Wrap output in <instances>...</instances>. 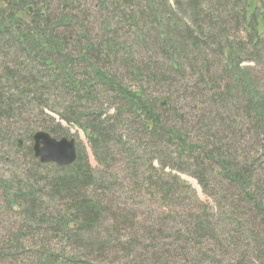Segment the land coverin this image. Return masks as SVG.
<instances>
[{
  "label": "trees",
  "instance_id": "obj_1",
  "mask_svg": "<svg viewBox=\"0 0 264 264\" xmlns=\"http://www.w3.org/2000/svg\"><path fill=\"white\" fill-rule=\"evenodd\" d=\"M41 1L0 0V116L11 123L16 111L7 87L21 85L19 94L34 103L39 119L46 117L42 130L56 139L69 138L45 115L47 107L79 125L98 156L113 152L122 159L114 167L104 162L99 171L78 145L74 164H41L32 139L39 129L24 125L21 137L30 143L24 147L30 164L21 177L15 172L1 183L9 216L20 222L0 236V264H198L187 251L202 247L204 238L214 240L207 243L214 249L207 264L227 261L219 248L264 260V74L246 65H260L264 73V0H107L102 2L106 39L97 44L89 39L88 21L77 27L71 13L55 15L47 0ZM61 1L68 6L69 0ZM109 19L116 21L115 29ZM119 24L134 31L147 55L136 57L135 43L119 42ZM74 36L77 53L67 49ZM13 55L28 64L17 66ZM144 78L149 86L171 81L170 94L194 90L192 100L185 96L189 108L200 102L202 107L186 112L180 101L152 94ZM10 141L24 153L17 139ZM183 165L206 188L205 176L216 172L227 195L217 214L190 215L183 225L185 240L179 238L182 244L175 248L147 236L141 229L150 228L124 214L134 203L130 199L116 205L110 193L122 180L108 170L126 174L132 194L151 191L170 200L181 185L166 170L185 172ZM40 169L53 170L43 182L36 179ZM142 231L149 243L140 240ZM113 254L117 257L111 261ZM238 258L232 262L244 264Z\"/></svg>",
  "mask_w": 264,
  "mask_h": 264
},
{
  "label": "rangeland",
  "instance_id": "obj_2",
  "mask_svg": "<svg viewBox=\"0 0 264 264\" xmlns=\"http://www.w3.org/2000/svg\"><path fill=\"white\" fill-rule=\"evenodd\" d=\"M36 3H41V0H32ZM73 1V2H71ZM107 2V0H69L68 6L65 8L62 7V1L61 0H47V3L49 5V10L53 12L55 15L59 13H66L68 15L74 16L75 18V25L78 27L83 22L87 21L90 23L88 26L89 28V39L94 41L95 44L98 42H101L102 40L106 39V35L104 34V26L106 25V20L108 19V16L106 17V12L102 8V2ZM57 12V13H56ZM87 18V19H84ZM110 26L115 29L117 27L116 21L109 19ZM126 26V24H124ZM120 30V38L119 42H127L129 43L130 47L133 43H135L134 48V55L136 57H140L145 54L147 51L143 50L142 46H137L136 42V35L133 30H131L129 27H124L122 24H119ZM81 30L78 34L79 37H81L80 41L81 43L85 42V38L83 34L81 35ZM130 37V40H128ZM87 38V37H86ZM77 38L72 37L71 44L67 46V49L70 52H76L77 49L74 47L76 44ZM141 48V49H140ZM122 50V49H121ZM77 53V52H76ZM14 54V53H13ZM121 54L127 55L124 52H121ZM121 54H119L121 56ZM152 56V55H151ZM248 56V55H246ZM156 61L163 62L164 58L162 56H156ZM13 60L17 64V66L28 64V61L25 59V57L14 56ZM110 61V60H109ZM0 65H4V59H0ZM112 62V61H110ZM6 64V63H5ZM107 65V64H106ZM250 68L254 70V72L259 71V76L262 77L264 73H261L263 71L262 66H257L254 63L246 64ZM1 66V67H2ZM12 67L13 64L11 65ZM18 68V67H17ZM115 70L117 66H111V69ZM112 71V70H111ZM116 71V70H115ZM124 74V71L122 72ZM3 73H0V76ZM188 74L194 75V72L192 70H188ZM175 75H170V80L173 81ZM144 83H147V79L144 78ZM127 82V81H126ZM168 83L171 81L167 80ZM167 82L164 80L163 83L159 82L158 86H149L150 91L152 94H155L156 96L163 95L165 98L172 97L174 101L178 100L180 101V108H184L186 112H189L190 110H193V108H200L202 107V102L199 104H194L193 107L189 108L190 101H187L185 96H188L191 100V96L193 95V91L191 89H181L177 91L176 89H173V94H170L171 89L170 86L167 84ZM31 84L35 85L34 82ZM128 84V83H127ZM20 88H15L14 86L7 87V90L9 91L8 94L12 95L11 98V104L15 103V106H12L15 113L12 112L13 117L11 118V123L8 125V120L5 119V116H0L2 119V122L0 124L1 127V133H0V236L6 235V229L9 226H12L14 224L17 225L18 222H20V219L15 216L11 215L9 216L10 210L8 207H6V204L4 203L2 197L4 195L5 187L1 184L6 181H10L13 179V176L15 172L18 173V175L21 177V172L24 171L25 168L28 167L30 164V159H27L28 157L25 155L24 147H29L30 143L27 141H24V138L21 137L24 133L23 131L25 128L30 127L31 129H39L37 132L45 131L42 130L45 126L44 121L46 120V117L42 119H39L37 114H39L36 106L31 101H26L23 96L19 94V89L22 88L21 85H19ZM131 88H135V84L130 86ZM34 86H29V91H34ZM36 90V89H35ZM7 94V93H6ZM162 96V97H163ZM168 99V98H167ZM105 101V98L103 100ZM107 104V103H106ZM21 105H25V108H21ZM50 107H53L57 109V106L50 102ZM45 115L50 116L52 119L55 120V124H60L61 127H63L67 132L68 136L70 138H73L77 141L78 145L83 149L85 154L87 155L89 164L92 168L100 169L99 171H103L102 164L105 162L109 164L110 166L114 167L116 166V163L121 160V156H115L113 152L110 155H99L93 150L91 144L89 143L88 138L86 137V134L84 133L83 129L80 128L79 125L75 124H69L68 122H65L62 120L58 112L52 111L50 108L45 107L44 110ZM195 113V112H193ZM196 114V113H195ZM24 125L25 128L22 127ZM5 131H4V130ZM35 132V133H37ZM46 132V131H45ZM34 133V134H35ZM11 138H15L18 141H21V151L24 153H17L15 151V146H11ZM128 141V140H127ZM249 147V146H247ZM28 150H26L27 152ZM27 157V158H26ZM35 157V156H34ZM5 158H9L10 162H6ZM104 158L108 159V162L105 161ZM158 162V161H157ZM185 163V162H184ZM104 165V164H103ZM26 166V167H25ZM155 168H159L158 163H154ZM185 170V172L179 170V171H173L172 170H166V173H171L172 176L178 177V180L180 181V192L179 195L176 198H171L170 200H164L162 197H156L155 193L151 191H144L143 193H135L132 194V187L128 185L127 182H124L126 174L119 175L117 170L110 168L108 170V174L110 176H114L118 178L120 176V180H122L119 184H116L115 188L112 190L111 193L115 195V202L116 205L120 202L122 203L124 199H130V203L134 202L133 204H130L128 206V210L126 215H129L132 219H136V221H139L138 225L142 227H148L149 229L142 228L141 230L147 231V236L150 237H159L162 242H169V244H174V247L177 248L182 243H180L179 238H184V231H186V227L183 226L185 222L190 221L189 217L191 214L195 215H202V216H208V215H215L220 210V203H225L226 201V193L223 192L220 188L219 180L217 178L216 172L208 173L207 176H205L209 180V187L206 188V182L205 186L200 184L197 174L191 172L186 167H181ZM53 170L51 169H40V171L37 172L36 178L38 181H44V177L50 175V173ZM99 173V172H98ZM126 186L128 188V191H126L129 195L132 197H135L134 199L129 198L128 195H126L125 190L122 189L123 193L119 191L121 186ZM131 192V193H130ZM112 195V196H113ZM127 201V200H126ZM41 203L46 205L45 199L41 200ZM55 209V208H51ZM62 212L61 210H58L57 213ZM119 213V212H118ZM56 214H53L55 216ZM13 222V223H12ZM152 228V229H151ZM140 230V228H138ZM153 229H162L164 234H159L155 232ZM154 231V233H151ZM143 232V231H142ZM149 232V233H148ZM171 233L174 236H171ZM144 238L140 239L142 243H149V238L146 236V234L143 232ZM180 234L181 236H179ZM220 239L222 235H219ZM185 240V238H184ZM204 241H206L204 244H202V247H198L197 250H189L187 251L189 254H191V257H194L198 259L200 262L198 264H207V261L212 257V254L210 251L214 250L212 247L207 246V243L209 241H214L213 239H207L204 238ZM125 243V242H123ZM112 246L120 245L118 243H112ZM216 250V249H215ZM227 249L219 248L217 251L220 254H225L228 257L226 259L227 261L224 264H234L232 260L238 258V260L243 257L244 264H264V260L260 258H254L251 254L243 256L235 255V253H228L226 252ZM191 251V252H190ZM121 256V255H120ZM117 257L116 255H111L110 260ZM202 261V262H201ZM242 261V258L239 260V262ZM209 262V261H208ZM238 262V263H239ZM109 264V263H107Z\"/></svg>",
  "mask_w": 264,
  "mask_h": 264
},
{
  "label": "water",
  "instance_id": "obj_3",
  "mask_svg": "<svg viewBox=\"0 0 264 264\" xmlns=\"http://www.w3.org/2000/svg\"><path fill=\"white\" fill-rule=\"evenodd\" d=\"M20 144L21 141H19V147H21ZM33 152L41 164H55L59 167L74 164L78 156L75 139L67 137L56 139L45 131L33 135Z\"/></svg>",
  "mask_w": 264,
  "mask_h": 264
}]
</instances>
